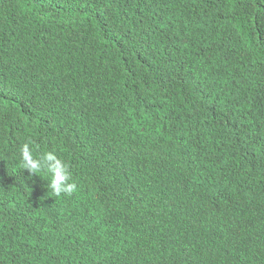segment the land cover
Wrapping results in <instances>:
<instances>
[{"label": "trees", "instance_id": "obj_1", "mask_svg": "<svg viewBox=\"0 0 264 264\" xmlns=\"http://www.w3.org/2000/svg\"><path fill=\"white\" fill-rule=\"evenodd\" d=\"M211 10L240 33L229 49ZM250 67L262 80H235ZM252 109L264 110L256 0H0V264H158L161 246L187 264L184 239L210 264L214 233L229 264H264ZM29 140L69 165L76 192L56 197L47 174L19 167ZM97 163L146 190L108 202Z\"/></svg>", "mask_w": 264, "mask_h": 264}, {"label": "clouds", "instance_id": "obj_2", "mask_svg": "<svg viewBox=\"0 0 264 264\" xmlns=\"http://www.w3.org/2000/svg\"><path fill=\"white\" fill-rule=\"evenodd\" d=\"M256 1L261 9V18L264 24V0ZM205 14L209 24L218 30L219 35L222 39H224L223 41L229 49L232 39L235 36L240 35V33H234L221 19H219L214 10L206 12ZM247 37H249L248 34ZM234 78L242 84H249L254 81L262 80L259 75V71L252 67H250L249 70L235 74ZM254 110L264 111L262 109H252L249 112ZM249 112H247V114ZM248 131L255 133L264 131V122L252 127ZM38 150L39 145H36L33 141L29 140V142L24 143L19 150V167L22 170H27L29 173L40 177L43 174H47L50 177L47 187L56 197H61L62 195L70 196L76 192L78 190V185L75 182H71L72 175L69 165L62 158H60L55 151H48L41 155H34V151L38 152ZM229 159L232 164L231 149ZM94 170L97 184L105 199L116 206L127 203L136 193L146 190L145 187L124 189L118 179L108 178L102 174L98 163L94 167ZM146 175L148 176L147 170ZM184 241L186 244L185 255L187 258V264H197L198 258L196 252L194 251L196 244L193 240L184 239ZM161 249L162 254L158 264H180L176 257H171L170 261V257L165 256V249L162 246ZM233 254L234 253L228 248L223 239L215 233L209 244L206 245L205 257L210 264H229L230 258Z\"/></svg>", "mask_w": 264, "mask_h": 264}]
</instances>
